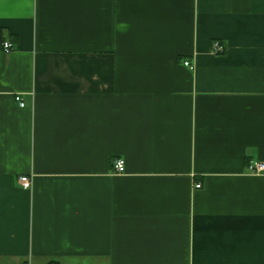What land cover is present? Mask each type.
Here are the masks:
<instances>
[{
	"label": "crops",
	"instance_id": "1",
	"mask_svg": "<svg viewBox=\"0 0 264 264\" xmlns=\"http://www.w3.org/2000/svg\"><path fill=\"white\" fill-rule=\"evenodd\" d=\"M258 161L264 0H0V264H264Z\"/></svg>",
	"mask_w": 264,
	"mask_h": 264
},
{
	"label": "built area",
	"instance_id": "2",
	"mask_svg": "<svg viewBox=\"0 0 264 264\" xmlns=\"http://www.w3.org/2000/svg\"><path fill=\"white\" fill-rule=\"evenodd\" d=\"M2 47L4 52H9L12 49V43L10 41H4L2 43ZM225 47L219 43L218 40H215L214 42H212L211 44V52L214 54H219L224 52ZM183 65L188 67L189 69H193V64H191L189 62V60H183ZM15 101L18 103V105L20 107H24V101L21 99V97L19 95H16L14 97ZM248 171L249 173L253 174V175H259L262 174L264 172V163L261 161L258 162H250L248 165ZM113 168H114V172H116L117 174H122L124 172V161L120 158L114 160L113 162ZM18 182L20 183V186L23 189H30L31 188V178L30 176H20L18 178ZM194 187L196 189H199L201 187V184L196 183L194 185Z\"/></svg>",
	"mask_w": 264,
	"mask_h": 264
}]
</instances>
